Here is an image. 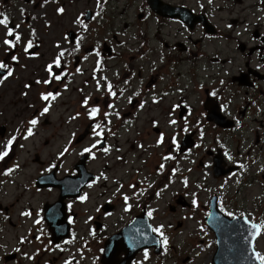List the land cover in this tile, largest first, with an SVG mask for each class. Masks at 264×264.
<instances>
[{
  "label": "flooded vegetation",
  "instance_id": "obj_1",
  "mask_svg": "<svg viewBox=\"0 0 264 264\" xmlns=\"http://www.w3.org/2000/svg\"><path fill=\"white\" fill-rule=\"evenodd\" d=\"M4 17L0 264H216L220 241L227 264V228L264 224V0H0Z\"/></svg>",
  "mask_w": 264,
  "mask_h": 264
},
{
  "label": "water",
  "instance_id": "obj_2",
  "mask_svg": "<svg viewBox=\"0 0 264 264\" xmlns=\"http://www.w3.org/2000/svg\"><path fill=\"white\" fill-rule=\"evenodd\" d=\"M72 195L75 194L72 193ZM245 228L239 230L235 228H227V238L232 245L228 244L227 240V264H259V261H255L253 255V249H255L254 243L257 236L253 237V230L251 228ZM229 236H232L233 238L230 239ZM216 264H225L223 241H220L219 243Z\"/></svg>",
  "mask_w": 264,
  "mask_h": 264
},
{
  "label": "snow or ice",
  "instance_id": "obj_3",
  "mask_svg": "<svg viewBox=\"0 0 264 264\" xmlns=\"http://www.w3.org/2000/svg\"><path fill=\"white\" fill-rule=\"evenodd\" d=\"M59 11L60 12H63L64 11V9L63 8H61V9H59ZM9 23V20H8V18L7 17H4L3 19H0V24H8ZM85 27H86V25H85ZM8 35H13L14 33H13V30L11 29V28H9L8 29V33H7ZM15 39L17 40V41H19V39H20V36H19V34H15ZM5 43H8V44H12L13 42L12 41H5ZM14 46V45H13ZM77 46H79V42H77ZM32 47V43H31V41L29 42V44H28V48H31ZM63 56V52H61L60 53V55L57 57V59H56V61H55V64L57 65V66H59L60 65V58ZM14 59H15V57H14ZM7 66L4 64V63H0V69H4V68H6ZM48 71H49V73H52V65H49L48 66ZM12 75V72L11 71H9L8 72V76H11ZM6 78V77H5ZM53 78L54 79H57V80H59V79H61V77L60 76H55L54 74H53ZM51 81L49 80V81H45V83H50ZM0 83H2V81H0ZM109 90L111 91V84H109ZM113 95H115V93H112ZM52 97V99H55V96H52V94H47V95H43V99L44 100H48L49 99V97ZM87 103V100L85 101V104ZM44 111L45 112H47L48 111V109L47 108H45L44 109ZM99 111V109H92V115H95L97 112ZM31 123L33 124V125H35L36 123H37V121L36 120H33V121H31ZM97 127L99 128V125H97ZM29 135H31L32 134V132H31V129H29V133H28ZM15 138H13V140H14ZM11 144H12V141L10 140L9 142H8V147H9V149H10V147H11ZM93 147H95V145H93ZM85 151H90V149H85ZM105 151H107V149H105ZM9 153H8V151L6 150V151H4V152H2V153H0V160H3L7 155H8ZM11 170H9V172H10ZM82 199H84V197H82ZM125 199H127V197H125ZM30 213H24V215H29ZM149 215H151V213H149ZM228 215H232V213H228ZM37 223H39V221H37ZM251 228H252V235H253V237H255V236H259V235H261V230L262 229H264V224H262V225H257V224H253L252 226H251ZM154 231H156V232H159L160 233V235L161 236H163L164 237V239L161 241V243H163V244H167L168 243V239H167V237L166 236H164V233H163V231L161 230V228H157V229H154ZM253 255H254V259H255V261H259V264H264V254H261L260 252H257V251H255V249H253Z\"/></svg>",
  "mask_w": 264,
  "mask_h": 264
},
{
  "label": "rangeland",
  "instance_id": "obj_4",
  "mask_svg": "<svg viewBox=\"0 0 264 264\" xmlns=\"http://www.w3.org/2000/svg\"><path fill=\"white\" fill-rule=\"evenodd\" d=\"M122 1H124V0H122ZM237 8H240V5H238ZM134 10H135L134 8H132V9L129 10L128 13H129V16L130 17L133 15ZM130 37H132V34L131 33L126 34V38H130ZM6 229H7V232H6L7 236L9 238L12 237V239L15 241V238H16L15 229H13L11 226H9V228L7 227ZM26 264H33V263L30 262V261H26Z\"/></svg>",
  "mask_w": 264,
  "mask_h": 264
}]
</instances>
